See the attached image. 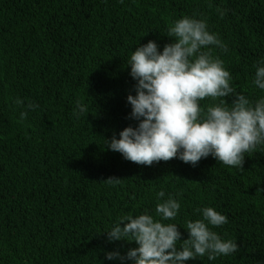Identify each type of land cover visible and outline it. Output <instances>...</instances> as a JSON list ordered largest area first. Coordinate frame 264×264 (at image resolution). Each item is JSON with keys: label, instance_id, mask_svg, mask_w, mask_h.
I'll return each instance as SVG.
<instances>
[{"label": "trees", "instance_id": "trees-1", "mask_svg": "<svg viewBox=\"0 0 264 264\" xmlns=\"http://www.w3.org/2000/svg\"><path fill=\"white\" fill-rule=\"evenodd\" d=\"M184 16L205 20L227 45L204 50L237 91L264 97L252 83L264 58V0H0V264H121L106 253L137 245L109 241L107 230L121 216H155L161 189L181 204L165 221L178 224L181 240L186 221L211 206L229 221L213 230L238 243L234 254L187 264H264V151L246 154L242 169L211 155L196 166L178 158L147 166L104 145L138 123L127 101L136 94L130 55L150 40L162 51ZM30 102L39 107L21 119ZM77 102L88 108L78 119Z\"/></svg>", "mask_w": 264, "mask_h": 264}, {"label": "clouds", "instance_id": "clouds-1", "mask_svg": "<svg viewBox=\"0 0 264 264\" xmlns=\"http://www.w3.org/2000/svg\"><path fill=\"white\" fill-rule=\"evenodd\" d=\"M167 35L174 40L162 51L150 40L130 55L127 65L136 81V94H129L127 101L130 116L138 123L125 127L119 138L113 134L110 140L104 139V145L140 165L178 158L196 166L211 155L226 166L242 169L246 154L264 151V97L253 102L238 92L223 61L204 50L209 46L228 50L208 30L205 20L184 16L168 27ZM254 67L252 83L264 91V58ZM227 96L234 97L230 104ZM206 98L219 99V103L202 106L200 102ZM15 104L23 105V101L17 97ZM38 107L30 102L20 118L25 119L27 110ZM85 113L87 106L77 102L74 116L78 119ZM107 180L110 184L119 182L118 178ZM165 195L163 189L156 194L162 202L156 204L155 216L147 211L121 216L107 230L109 241L127 240L137 245L125 255L109 251L107 260L118 259L121 264H187L190 259L206 256L214 261L238 251L236 241L224 239L213 230L229 221L211 206L196 210L201 218L186 221L183 227L189 236L181 240L178 224L165 223L176 219L181 204L170 194L162 199Z\"/></svg>", "mask_w": 264, "mask_h": 264}]
</instances>
